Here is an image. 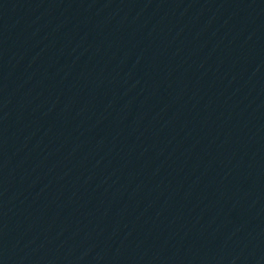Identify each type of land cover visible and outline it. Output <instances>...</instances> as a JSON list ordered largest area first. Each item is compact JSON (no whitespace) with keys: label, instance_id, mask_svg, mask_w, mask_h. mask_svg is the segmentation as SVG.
Segmentation results:
<instances>
[{"label":"water","instance_id":"water-1","mask_svg":"<svg viewBox=\"0 0 264 264\" xmlns=\"http://www.w3.org/2000/svg\"><path fill=\"white\" fill-rule=\"evenodd\" d=\"M37 264H264V0H58Z\"/></svg>","mask_w":264,"mask_h":264}]
</instances>
